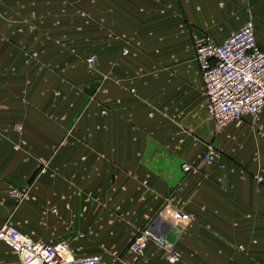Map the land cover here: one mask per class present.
Masks as SVG:
<instances>
[{"label": "crops", "instance_id": "crops-1", "mask_svg": "<svg viewBox=\"0 0 264 264\" xmlns=\"http://www.w3.org/2000/svg\"><path fill=\"white\" fill-rule=\"evenodd\" d=\"M251 18L264 49V0H0V226L171 264L152 242L126 254L154 223L176 264H264V109L215 131L195 48ZM169 199L193 221L161 219ZM17 261L0 241V264Z\"/></svg>", "mask_w": 264, "mask_h": 264}, {"label": "built area", "instance_id": "built-area-1", "mask_svg": "<svg viewBox=\"0 0 264 264\" xmlns=\"http://www.w3.org/2000/svg\"><path fill=\"white\" fill-rule=\"evenodd\" d=\"M196 60L199 65L206 96V110L214 122L215 131L232 122L242 121L244 116L257 120L264 109V49L257 43L255 24L251 18L239 29L233 31L224 41L218 43L205 33L195 39ZM124 50V54L128 53ZM36 53H34L35 55ZM96 56L86 59L93 68ZM19 124L17 130H21ZM206 163L218 162L223 166V155L212 143L207 144L203 155ZM187 173L192 166L185 162L182 165ZM263 181L261 175L255 176ZM27 189H12L18 198ZM168 200L160 214L171 226L180 222L190 223L193 214H188L174 206ZM56 212V209H54ZM0 241L4 242L17 257L16 264H118L129 262L124 256L106 261L101 254L77 253L68 239L47 241L35 239L30 233L20 230L11 222L0 226ZM165 250V259L176 264L183 259V253L175 246L172 239L153 224L141 229L129 242L126 254L137 260L150 243Z\"/></svg>", "mask_w": 264, "mask_h": 264}, {"label": "rangeland", "instance_id": "rangeland-1", "mask_svg": "<svg viewBox=\"0 0 264 264\" xmlns=\"http://www.w3.org/2000/svg\"><path fill=\"white\" fill-rule=\"evenodd\" d=\"M17 126H19V124Z\"/></svg>", "mask_w": 264, "mask_h": 264}]
</instances>
